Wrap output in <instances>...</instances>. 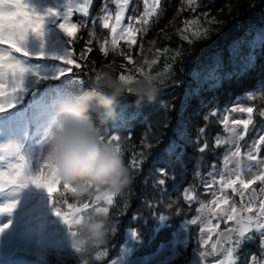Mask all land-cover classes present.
Wrapping results in <instances>:
<instances>
[{
	"label": "trees",
	"instance_id": "1",
	"mask_svg": "<svg viewBox=\"0 0 264 264\" xmlns=\"http://www.w3.org/2000/svg\"><path fill=\"white\" fill-rule=\"evenodd\" d=\"M105 8L112 13L110 23L114 24L118 11L115 0H93L87 17L76 11L71 13L68 25L75 23L78 27L73 30L74 37L69 39L73 58L80 68L66 66L73 68V72L51 83L27 106L0 115V129L10 125L12 117L23 120L21 128L17 129L28 161V172L36 175L44 159V138L50 126L54 101L70 85L76 84V78L85 80L81 87L88 88V81L95 73L109 65L117 74L140 78L136 68L144 67L148 71L149 66L143 61L156 59L157 63L151 65L152 75L163 72L166 66L172 69L171 74L164 77L165 85L160 86L157 101L137 106L135 97L129 94L119 101L118 118L105 129L107 137H121L119 143L133 182L114 196L113 205H107L105 201L99 205L109 208L107 243L79 254L69 245L68 226L55 214L54 208L71 217L76 209L89 203V209L80 213L86 216L98 207L94 199L89 196L78 198L62 184L58 185L52 198L45 189L34 185L19 190L32 199L22 212L14 213V232L19 243L14 247L16 250L0 253V264H187L194 249L207 254L205 264H216L223 256H213L215 238L220 231L236 227V224L221 219L222 214H217L211 200L227 196L229 205H223L221 200V207L235 205L241 209L248 204L251 190L248 189L242 199L230 188L221 189L219 176L226 172L235 178L237 170H243L242 175L247 179L259 171L257 162L249 161L246 152L264 135V118L259 115L264 111V46L261 45L264 0H196L195 4H189L188 0H161L157 14L147 25L136 22L144 12L143 0H129L122 26L131 23L141 31L136 33V45L130 48L126 40H119L115 52L110 29L103 28ZM132 17L135 19H130ZM192 21L197 23H189ZM53 27L59 29L56 23ZM197 28L208 29V35L201 39L192 37V31ZM183 35L189 36L192 42L183 40ZM105 40L108 41L105 44L107 56L100 50ZM87 48L92 51L87 52ZM177 51L181 53L179 57L175 56ZM129 55L133 63L126 59ZM249 55L254 60L250 71L223 78L218 87L210 86L208 76L217 60L220 62L218 74L224 77L239 69ZM162 105H167V109ZM240 106L255 109L253 123L244 139L238 144L215 145L216 138L229 139V134L224 131L225 117L228 127L233 126V120L247 119V113L231 111ZM92 115L96 118L95 112ZM180 124L187 129L185 139L175 135ZM235 127L243 131L242 125ZM201 129H204L202 135ZM173 142L178 145L176 155L169 156L167 150ZM205 143L207 149L201 153L198 149ZM237 146L241 155L231 157L225 170L223 157ZM133 155L138 160L135 167L131 166ZM258 158L264 159V144L259 145ZM250 166L251 172L248 171ZM161 170L164 176L159 174ZM161 178L165 179L164 185L157 183ZM213 178L217 182L209 188L207 182ZM252 187L259 190L261 185L257 182ZM186 192L194 196L192 201L186 199ZM260 195L264 197V193ZM255 206L252 213L244 211L241 214L258 216L259 205ZM191 220H196V224H191ZM217 224L219 228L209 233V227ZM76 227L73 225L71 230L75 231ZM249 235L251 237L233 252L235 264H264L261 234L253 228ZM24 241L33 243L25 251L19 249ZM226 249L232 251L229 245Z\"/></svg>",
	"mask_w": 264,
	"mask_h": 264
},
{
	"label": "snow or ice",
	"instance_id": "2",
	"mask_svg": "<svg viewBox=\"0 0 264 264\" xmlns=\"http://www.w3.org/2000/svg\"><path fill=\"white\" fill-rule=\"evenodd\" d=\"M118 5V11L115 12V23H110L112 19V13L105 8V15L102 17L103 28L110 29L112 34V46L113 51H116L118 47L119 40H126L129 47L136 45V33L141 31L139 28H134L131 23L127 26H122V22L124 20L125 11L128 7L129 0H115ZM93 3V0H68L67 6L63 13L54 11L49 9L47 12V17H54L55 23L58 28L68 37H74V31L77 29L78 25L73 23L69 27L68 21L70 15L73 11L78 10L83 16L87 17L89 15V5ZM144 3V12L140 19L136 20L137 23H142L143 25H147L149 23V19L157 14V10L161 6V0H143ZM189 4H195L196 0H188ZM78 6V7H77ZM130 19H135L132 17ZM63 20L64 22H59ZM189 23H197L195 21ZM46 24V16L40 15L34 8H31L26 0H0V45L7 44L8 47L14 50L15 53H19L23 58H29L30 53L25 49L24 42L29 33H35L38 37H44V30ZM119 31V34L117 30ZM188 30V25L185 26V31ZM208 35V29H204L201 31L199 28L192 31V37L196 39L204 38ZM91 36V34H90ZM182 39L185 41H192L189 39V36L183 35ZM71 39H69V43ZM108 41L105 40L100 45V50L104 56L108 55V49L105 48V44ZM261 45L264 46V36L261 38ZM91 48H87V52H91ZM167 51V50H165ZM119 54V53H117ZM73 51L68 47V51L63 57H54L61 61L63 65V70L59 73L58 77L66 76L67 73H72L73 68L66 67L68 65H72L75 68H80V64L76 62L73 58ZM181 53L177 51L175 56L179 57ZM81 58H83V53H81ZM126 59L129 63H133L131 56H127ZM27 59L17 58L11 51H7L4 48L0 47V113L7 111L8 109L14 108L15 101L20 92L23 91V83L24 76L29 71L28 68L25 67L24 62ZM144 64L149 66V70L145 71L144 67H137L136 72L139 73V77H143L149 80H154L159 86L165 85V75L171 74L172 69L168 66L165 67L164 71L158 73L156 75L151 74V65H155L157 63L156 59L148 61L145 59L143 61ZM220 62L217 60L216 66L209 73L208 80L211 81L210 86L215 88L219 86V82L223 78H232L233 76H240L248 71H250L254 67L253 56H247L239 69L235 70L231 73H226L224 77H221L218 74ZM111 66V65H109ZM97 73V72H96ZM95 73V74H96ZM121 80L127 79L129 83L133 80L137 79L136 76L128 74H119ZM46 78V77H45ZM88 82H91L89 80ZM75 83L82 86L86 83L83 79H75ZM253 97H248V99H252ZM163 109H167V105L161 106ZM232 112H241L247 113V119H236L232 121L233 126L228 127V118L225 117L223 120V124L225 125L224 131L229 134V139H215V145H224V144H238V141L244 139V136L248 132V127L253 123V112L255 111L252 106H240L234 107L231 109ZM212 115H216L215 112L211 113ZM260 117L264 118V111L259 112ZM236 125H242L243 131L240 132ZM204 129H201L200 135H202ZM175 135L178 139H185L187 137V129L182 124L178 125L175 129ZM110 140L118 143L122 149L121 144L119 143L121 137L119 135H109ZM145 137H142L144 139ZM264 144V135H261L258 139V142H254L250 145L249 150L246 152L247 159L249 161H256L259 165V171L252 175L250 178L245 179L242 175L243 170H237V174L235 178H232L230 175H227L226 172L219 176V184L221 189L230 188L233 193L239 195L242 199L247 192L248 189L251 188V193L248 197V204L245 208L238 209L235 205H230L228 208L221 207V200L223 205H229V199L227 196H217L215 199L211 200V204L216 206L217 214H222L220 216L224 221H234L236 224L235 228H228L225 232L221 233V238L216 241L212 245V249L214 252L219 254V249L217 245H223L227 243L232 251L228 252V259L221 260L219 264H235V261L232 258V253L236 251L237 247L242 245L244 240L249 239L251 235H249L253 231V226H255V231L261 234V240L264 242V197L258 199L259 194L264 193V159L258 158L259 145ZM143 147V145H142ZM178 145L173 142L168 148L169 156L176 155V149ZM207 149V144L205 143L202 147H199V151L201 153L205 152ZM241 155V149L239 146L235 148L234 151H231L229 154L223 157V165L225 170H227L229 160L231 157H239ZM178 162H180V158H178ZM6 163V168L0 167V193H3L5 190L15 187L18 190H23L27 188L29 185H34L37 188L45 189L49 196L52 198L53 193L57 191L58 185L60 183L53 177L50 172L49 165L43 159L41 164V168L38 174L31 175L28 172V161L23 154V146L18 142H8L4 144H0V165ZM138 163L137 157L133 155L131 158V166L135 167ZM215 168V165L212 166ZM47 170V171H45ZM248 171H252V167L248 168ZM161 176H164L165 173L163 170L159 173ZM211 175V173H210ZM216 179L207 182V186L209 188L212 187L214 183H216ZM257 182L260 183L261 187L259 190L253 188V185H256ZM158 184L164 185L165 179L161 178L157 181ZM237 185H240L237 188ZM63 187L67 190L73 192L68 186ZM186 199L192 201L194 196L188 194L186 192ZM114 197L112 195L106 196L105 202L107 205H113ZM253 202L259 205L258 209H256L259 213L258 216H243L241 213L247 211L248 213H252L254 211ZM53 204V201H52ZM16 203H8L4 206H0V213H9L11 214L16 208ZM71 207V206H70ZM89 209V203H84L82 208H78L75 210V213L71 216H65L60 213V211L54 208V212L57 216H59L63 222L68 226L71 230L73 225H78L83 219L84 215H80V213ZM93 210H100L98 207H94ZM103 210L109 213L108 207H103ZM211 210V209H210ZM191 224H196V220H191ZM8 225L0 227V233L4 232ZM215 228H219V224L214 227H209L208 232L213 233ZM207 243V241H204ZM207 255L204 252L200 253L201 258Z\"/></svg>",
	"mask_w": 264,
	"mask_h": 264
},
{
	"label": "clouds",
	"instance_id": "3",
	"mask_svg": "<svg viewBox=\"0 0 264 264\" xmlns=\"http://www.w3.org/2000/svg\"><path fill=\"white\" fill-rule=\"evenodd\" d=\"M131 94L137 106L154 104L161 88L154 80H121L112 66L98 71L84 88L70 85L54 101L44 144V160L53 177L78 198L89 196L100 210H93L68 228L67 241L78 254L105 245L110 218L102 202L122 193L133 182L123 151L105 129L118 118L119 101ZM96 113L93 118L92 113Z\"/></svg>",
	"mask_w": 264,
	"mask_h": 264
},
{
	"label": "rangeland",
	"instance_id": "4",
	"mask_svg": "<svg viewBox=\"0 0 264 264\" xmlns=\"http://www.w3.org/2000/svg\"><path fill=\"white\" fill-rule=\"evenodd\" d=\"M26 2L40 15L46 16L44 37L40 38L35 33H29L27 35L24 42V47L30 53L29 58L21 57L19 53H15L14 50L10 49L7 44L0 45V47L4 48L5 50L11 51L17 58L27 59L24 64L25 67L29 69V71L24 76L23 91L18 94L15 101L16 106L0 113V115L10 112L13 113L16 109L25 107L24 99H27L28 105L35 95L41 94L51 84L50 82H48V80L55 81L62 80L64 78V76L55 78L58 77L59 73L63 70V65L60 60L55 59L54 57L65 56L69 46L66 44V41L63 37L65 34H63L59 29L53 27L55 18L47 17V12L49 9H52L54 11L63 13L67 4L65 3V0H26ZM75 11L81 14L78 10ZM11 120L12 122L10 123V125L4 126L0 129V144L8 142H18L23 145L20 140V130L17 129L21 128L23 120L19 117H12ZM0 167L6 168V163L0 165ZM31 199L32 197L30 195L21 193V191L17 190V188L15 187L9 188L3 193H0V206H4L8 203H16L17 205L11 214L6 212L0 213V227L8 225L6 230L0 233L1 255L2 253L6 254L10 253L12 250H16L14 249V247L18 245L19 238L14 232L15 220L13 216H15L14 213L16 211L22 212L24 208L28 206ZM29 209H31V211L34 210L33 208ZM24 215H28V213H24ZM253 228H255V226H253ZM32 244L33 243L30 241H24L20 245L19 249L25 251L26 247L31 246ZM45 245L46 242L44 243V246ZM226 248L220 255L223 256V260L228 259L229 251H227ZM232 258L235 261L233 253ZM148 261L149 259L145 263H148ZM216 264H219V262H217Z\"/></svg>",
	"mask_w": 264,
	"mask_h": 264
},
{
	"label": "water",
	"instance_id": "5",
	"mask_svg": "<svg viewBox=\"0 0 264 264\" xmlns=\"http://www.w3.org/2000/svg\"><path fill=\"white\" fill-rule=\"evenodd\" d=\"M65 3L67 4V3H68V0H65ZM92 6H93V3H92L91 5L88 6V7H89V10L92 8ZM63 37H64V39H65V41H66V44H67V45L69 46V48L73 51L72 44H71V42L69 43V38H68L67 36H65V35H64ZM58 81H59V80H55V81L48 80V82H50V83H54V82H58ZM24 102H25L24 106H26V105H27V102H28L27 99H24ZM250 193H251V190H250L249 194H250ZM260 198H261V195L259 194L258 199H260ZM253 204H254V205H258V204L255 203V202H253ZM231 228H235V227H231ZM226 230H227V229H224V230L220 231V232L217 234V236H216V240H215V243H216L217 240H219V239L221 238V233L225 232ZM227 245H228L227 243H225V244H223V245H217V247H218V249H219L220 251H219V254H217V252H214V251H213L214 256H215V257L220 256V255L224 252V250H225V248H226ZM200 253H201V252L198 251V250H196V249L192 250V251L190 252L189 261H188L187 264H205V262H206V260H205V256L201 258Z\"/></svg>",
	"mask_w": 264,
	"mask_h": 264
}]
</instances>
